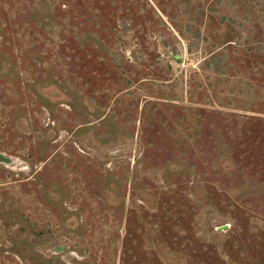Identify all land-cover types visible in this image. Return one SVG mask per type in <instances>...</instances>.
<instances>
[{
    "label": "rangeland",
    "instance_id": "obj_1",
    "mask_svg": "<svg viewBox=\"0 0 264 264\" xmlns=\"http://www.w3.org/2000/svg\"><path fill=\"white\" fill-rule=\"evenodd\" d=\"M0 151V264H264V0H0Z\"/></svg>",
    "mask_w": 264,
    "mask_h": 264
},
{
    "label": "water",
    "instance_id": "obj_2",
    "mask_svg": "<svg viewBox=\"0 0 264 264\" xmlns=\"http://www.w3.org/2000/svg\"><path fill=\"white\" fill-rule=\"evenodd\" d=\"M18 163L19 162L17 159H14L11 156L7 155L5 152L0 151V164L17 165ZM227 227H228V224H225V225L219 226L218 229H225Z\"/></svg>",
    "mask_w": 264,
    "mask_h": 264
}]
</instances>
